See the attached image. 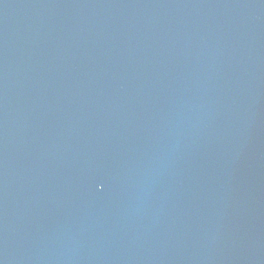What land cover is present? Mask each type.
Listing matches in <instances>:
<instances>
[{
    "label": "water",
    "instance_id": "95a60500",
    "mask_svg": "<svg viewBox=\"0 0 264 264\" xmlns=\"http://www.w3.org/2000/svg\"><path fill=\"white\" fill-rule=\"evenodd\" d=\"M0 264H264V0H0Z\"/></svg>",
    "mask_w": 264,
    "mask_h": 264
}]
</instances>
